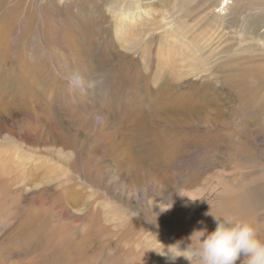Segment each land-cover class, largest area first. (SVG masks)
Here are the masks:
<instances>
[{
    "label": "rangeland",
    "instance_id": "obj_1",
    "mask_svg": "<svg viewBox=\"0 0 264 264\" xmlns=\"http://www.w3.org/2000/svg\"><path fill=\"white\" fill-rule=\"evenodd\" d=\"M118 1L0 0V264L264 239V0Z\"/></svg>",
    "mask_w": 264,
    "mask_h": 264
},
{
    "label": "clouds",
    "instance_id": "obj_2",
    "mask_svg": "<svg viewBox=\"0 0 264 264\" xmlns=\"http://www.w3.org/2000/svg\"><path fill=\"white\" fill-rule=\"evenodd\" d=\"M210 205V204H209ZM211 207V205H210ZM205 215L212 216L215 228L194 229L187 237V244L177 241L175 251L168 247L158 252L168 260L183 257L189 261L196 258L198 264H264V239L257 237L252 224L245 218L210 210ZM187 253V254H186Z\"/></svg>",
    "mask_w": 264,
    "mask_h": 264
},
{
    "label": "bare ground",
    "instance_id": "obj_3",
    "mask_svg": "<svg viewBox=\"0 0 264 264\" xmlns=\"http://www.w3.org/2000/svg\"><path fill=\"white\" fill-rule=\"evenodd\" d=\"M128 3H127V2ZM224 1V0H223ZM115 4V6L116 7H119V10H123V9H125L126 10V7H127V5H132L133 4V2H131V0H119L118 1V3L117 2H115L114 3ZM226 5V4H225ZM130 7V6H129ZM128 11V10H127ZM120 34V33H119ZM121 37V36H120ZM191 57V56H190ZM192 58V60H193V58L194 57H191ZM183 59H184V57H183ZM182 63L181 64H179V66L181 67V68H188L189 70H191L192 72H194L195 71V69H197V66H196V64L194 63L195 62V60H193V63H191V62H188V61H186V60H184V61H181ZM179 70V69H178ZM185 70V69H184ZM181 70H179V72H180ZM178 72V71H177ZM197 72V71H196Z\"/></svg>",
    "mask_w": 264,
    "mask_h": 264
}]
</instances>
